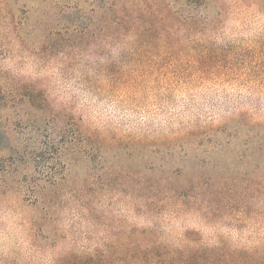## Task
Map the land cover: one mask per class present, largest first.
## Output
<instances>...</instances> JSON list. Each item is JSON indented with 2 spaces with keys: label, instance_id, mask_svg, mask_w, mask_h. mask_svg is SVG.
<instances>
[{
  "label": "rangeland",
  "instance_id": "rangeland-1",
  "mask_svg": "<svg viewBox=\"0 0 264 264\" xmlns=\"http://www.w3.org/2000/svg\"><path fill=\"white\" fill-rule=\"evenodd\" d=\"M68 2L77 5L53 0L36 29L33 54L23 56L21 74L35 86L33 114L59 116L60 127L71 116L98 142L61 163H46L53 147L48 153L38 148L52 144L51 128L41 124L23 137L22 226L13 232L10 220L8 236L0 240L5 258L88 264L93 255L111 264L125 252L120 246L134 240L171 248L184 243L215 250L223 260L226 249H259L264 0H212L206 7L124 0L127 35L109 28L115 20L112 0H86L79 13L56 8ZM68 19L92 23V35L83 45L75 33L71 40L55 35L56 46L43 53L50 30L64 33L60 22ZM187 19L193 29L181 26ZM102 26L110 31L103 33ZM115 68L127 73L126 81L110 78ZM151 193L189 200L182 210L175 209L182 204L175 199L152 214L145 208ZM70 254L83 257L75 262Z\"/></svg>",
  "mask_w": 264,
  "mask_h": 264
},
{
  "label": "trees",
  "instance_id": "trees-1",
  "mask_svg": "<svg viewBox=\"0 0 264 264\" xmlns=\"http://www.w3.org/2000/svg\"><path fill=\"white\" fill-rule=\"evenodd\" d=\"M73 1L77 4L76 6L68 2L56 8L79 13L81 11L79 4L86 0ZM177 1L189 7H206L208 3L212 2V0ZM111 4V12L115 20L112 27L109 28L116 35H127L123 34L130 19L126 3L124 0H112ZM108 6L109 3L105 2L100 8L105 12ZM50 7H53V0H0V240L8 236L10 220L13 232L21 225L18 222L19 182L22 165L24 159L27 158L23 156V137L31 135L41 124L44 125L45 131H50L51 128L54 137L52 144L48 143L45 144V147L38 148L39 151L47 152L53 147V152L46 163H61L64 158L71 155L83 154L84 146L96 145L98 142L94 135H84L76 124V120L71 116H65V126L60 127L59 119L61 117L32 113L37 96L33 82L24 81L22 78V59L23 56L33 54L31 47L34 45L36 29L39 24L47 20ZM60 23L63 24L61 31L64 33L50 30L43 53L56 46L55 43L52 44L55 35H61L62 38L67 37L71 40L75 33L79 36L81 45L84 44L86 38L92 35L90 33L92 23L90 22L84 23L81 19H76L71 23L68 19ZM74 23L75 25H73ZM181 26L193 29L194 23L187 19L181 23ZM109 28L102 26L100 31L105 33L110 31ZM109 72L112 74L110 78L116 77V80L119 79V83L122 80H127V73L121 69L115 68ZM37 159L45 161L48 158L39 155ZM145 198V208L152 214L154 213L152 209L166 210L165 208L169 204L176 202L175 199H179L177 196H159L158 193H151ZM187 199L189 200L187 196H180L179 202L182 204L175 209L181 208L182 210V207L187 206V201H184ZM80 203L86 208L87 202L84 205L82 198ZM30 225L33 227L30 222L27 224L29 235L33 234ZM153 233L155 232L149 234ZM132 235H135V231L132 232ZM120 248H124L125 252H118L111 264H264V245L254 251L244 248L238 254L231 253L226 249V260L221 258L223 255L218 256L215 250H208V253L200 248H191L190 245L184 243L171 248L169 245L153 240L146 242L134 240L127 247L123 244ZM70 255L75 258V262H79L83 257L76 254ZM209 255L211 257L208 259ZM86 259L88 264H109L102 256L95 258L93 255H89ZM0 264L19 263L15 258L9 260L5 258L4 252L0 250Z\"/></svg>",
  "mask_w": 264,
  "mask_h": 264
}]
</instances>
